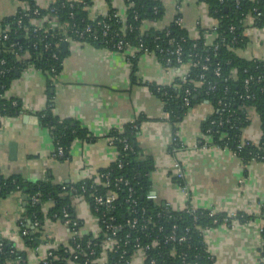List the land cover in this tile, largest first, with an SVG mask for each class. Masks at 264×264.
Masks as SVG:
<instances>
[{
  "label": "crops",
  "instance_id": "1",
  "mask_svg": "<svg viewBox=\"0 0 264 264\" xmlns=\"http://www.w3.org/2000/svg\"><path fill=\"white\" fill-rule=\"evenodd\" d=\"M54 0H35L47 7ZM164 13L158 21L145 20L141 29L162 30L175 16V1L161 0ZM179 14L184 29L191 38L200 35L206 45L216 36L213 27L217 21L201 0H180ZM115 8L118 15H126L123 0H93L88 16L94 17ZM27 10L26 1L0 0V16ZM33 24L42 23L33 19ZM242 35L246 41L236 48V54L244 59L264 61V26H257L250 17L245 18ZM61 69L52 84L53 112L60 117H71L86 127L93 140H74L67 157L53 156V138L43 126L37 113L48 104L45 74L28 67L8 85L4 97H15L26 108L0 121V178L17 174L30 181H50L53 184L77 183L94 178L117 157L115 146L108 143L112 129L139 120L137 141L142 156H150L153 169L149 175L154 201L169 210H179L185 204L171 175V158L167 153L173 135V125L164 118L160 98L151 92L150 84L169 86L188 71L189 64L179 68H165L154 53H142L133 62L127 53L113 51L78 40L67 42ZM214 108L207 100L190 107L177 127L181 140L191 146L201 135V124ZM28 116V117H27ZM248 124L241 130V138L259 140L261 120L257 111L247 108ZM36 117V118H35ZM185 178L190 187L191 202L199 208H215L221 211L239 210L253 214L249 222L234 227L214 226L205 236V243L213 260L212 264H262L261 251L256 240L257 231L264 220V159L242 165L226 148L211 146L205 149H186L180 154ZM243 180L244 188L239 187ZM73 215L81 222V232L91 235L98 231L96 216L91 212L87 199H71ZM23 197L13 192L0 198V235L4 238H20L16 235L17 219L23 213ZM51 206L42 204V210ZM47 233L55 244H66L70 231L60 220L48 221ZM28 258L35 264L45 253V247ZM264 263V262H263ZM129 264H142L140 254L135 253Z\"/></svg>",
  "mask_w": 264,
  "mask_h": 264
},
{
  "label": "trees",
  "instance_id": "2",
  "mask_svg": "<svg viewBox=\"0 0 264 264\" xmlns=\"http://www.w3.org/2000/svg\"><path fill=\"white\" fill-rule=\"evenodd\" d=\"M27 10H17L14 14L8 16H0V58L5 60L4 68L5 74L0 78V84H3L2 92H5L9 83L19 74L27 63H31L35 68L41 70L46 76L48 104L46 108L37 113L39 122L48 128L54 143V152L57 145L63 147V155L55 157L64 159L67 157L70 144L76 140H93V136L89 130L84 127L78 120L71 117H60L53 112V93L51 91L52 84L47 79L48 71L51 67H55L58 71L61 69L62 59L65 53L62 51L61 43L64 37L70 36L72 39H78L71 32L73 29H83L86 24H91L94 32L99 33V29L95 27L94 20L104 19L110 24V29L119 30L120 24L116 22L114 13L115 8H109L105 15H99L96 19L92 20L88 16V10L82 9L81 3H76L73 8L67 6L61 7L62 0H54L53 3L47 7H42L35 2V0H25ZM88 6L91 5V0H82ZM111 2V0H106ZM133 2L132 8L126 12L127 23L132 26V30H126L123 36L124 40L130 45L137 46L140 43L152 51L162 65L167 57L172 59L171 66L179 68L182 64L188 63L189 69L186 73L187 80L182 83V88H173L172 86H164L158 89L157 84H150V90L157 95L161 101H164V110L169 111V122L173 125V132L177 128L178 122L182 119L186 111L194 104L207 100L214 108L213 113L202 121L201 131L210 128L212 139L220 146L224 142L232 149L236 148L239 144L241 130L245 127L249 118L247 116V108H253L260 116V120L264 118V61L252 59L247 60L239 57L235 49L244 45L246 39L242 35L243 24L247 13L254 15L253 7H257L264 16V0H201L204 1L208 7L209 14L217 21V35L211 45H206L200 37L198 40H193L184 28H179L173 22L162 30L149 29L144 31L138 37L139 19H134L133 10L141 19L149 21H158L164 13V6L161 0H130ZM157 7L154 12L153 7ZM54 8V11H51ZM34 9L37 12L34 13ZM73 12V16L69 17V13ZM33 19H40L42 23L39 25L33 24ZM18 20L21 21L18 25ZM255 25L264 26V20H253ZM41 25V26H40ZM233 25V31L228 30V26ZM40 27L34 31L35 28ZM7 34V39L2 40V35ZM236 36L237 41L231 42L232 38ZM139 38V39H138ZM168 39H173L174 42L179 43L183 48L181 55L183 62L178 64L176 56L167 54V49L173 50V45L168 43ZM79 41V40H78ZM51 42L52 44L58 43V58L54 59L50 56L49 51H45L44 44ZM82 43H90L98 47H104L110 50L113 48L109 45L99 43V41L92 40V38H84ZM36 43V46H34ZM14 44V46H12ZM218 46L214 48V45ZM20 48V49H19ZM162 49V51H161ZM115 51V50H113ZM143 50L137 52L136 56L131 58L130 61L137 59ZM194 55L197 57H209L208 70L204 72L203 79H199L201 72L199 67H194L191 62L194 60ZM24 56V57H23ZM219 66V76L214 75L213 70ZM249 75H260V81H251L246 87L244 84L245 79ZM180 77L175 79V82L181 83ZM198 83V84H196ZM207 83L214 85L213 90H207ZM195 87L190 97L188 106H184L182 102L183 89L186 87ZM163 92L166 95H163ZM249 97H246V96ZM16 99L17 105H11V101ZM221 100L222 104H218ZM20 100L15 97L0 99V112L4 115H12L21 112ZM211 120L216 123L224 121L221 126L210 124ZM228 120V122H225ZM139 132V120L129 122L123 125L121 130L112 129L107 136L114 137L113 146L117 150V161H113L107 168L101 169L99 172H109L111 177L123 175L132 182L137 190L138 200L141 204L147 207L148 212L154 213L161 211L165 215H170L172 219H163L159 221L163 225V233L166 232L172 223H178L179 227L189 225L192 227L193 220L188 214L180 210H169L161 206L154 200L146 199V194L151 191V181L149 175L153 169V160L150 156H142L137 135ZM224 136L221 138V136ZM129 145L128 149H124V142ZM228 140V141H227ZM254 146H243L240 151V156L243 159L244 165L251 161V157L257 152ZM260 155H264L259 152ZM123 162L122 167H118L119 161ZM263 160V159H262ZM92 180L85 179L77 183H73L78 189L82 184L87 188L86 198L89 200V193ZM70 184V183H62ZM72 184V183H71ZM99 191L103 190L99 185H95ZM20 192L24 199L23 214L25 226L29 229L26 236H21L24 240L28 241L29 238H36L40 236V231L34 230L32 233L31 225L35 220L43 221L44 217H48L51 221L54 220L53 214L61 217L63 208L73 215L71 205V193L66 189H62L61 184H53L50 181H30L23 177L12 174L0 178V198H5L13 192ZM94 191V190H93ZM39 193V203L31 204L30 197L33 194ZM125 195L123 190L118 191L119 198ZM49 201L50 208L45 212L42 210V204ZM121 208L124 209L125 205L122 204ZM200 217L196 223L201 224L203 227L211 226V219L206 215V210H198ZM61 219V218H60ZM42 230V228H41ZM191 249L188 253H195L196 264H212L209 254L205 250L202 243V236L200 232L191 229ZM5 242L7 239L0 236ZM65 247L63 244L57 246L55 254L66 257L67 253L64 252ZM100 252V248L97 249ZM168 247L164 250V260L169 264H181L179 258L169 256L167 253ZM110 257V255H109ZM108 257L106 264H113L111 257ZM80 261L82 259L78 258ZM2 257L0 256V263Z\"/></svg>",
  "mask_w": 264,
  "mask_h": 264
},
{
  "label": "built area",
  "instance_id": "3",
  "mask_svg": "<svg viewBox=\"0 0 264 264\" xmlns=\"http://www.w3.org/2000/svg\"><path fill=\"white\" fill-rule=\"evenodd\" d=\"M25 1V0H23ZM93 2V0H91ZM126 4V11L129 8H132L133 2L130 0H123ZM175 1L176 14L173 18V24L179 28H184V22L181 15L178 13L180 10V0ZM223 2L224 0H220ZM236 6H238V0L235 1ZM53 3V2H52ZM76 3H81L82 9L88 10V5L82 0H62L60 2L61 7L67 6L68 8H73ZM154 12L157 11V7H153ZM51 11H54V8H51ZM37 12V9H34V13ZM254 15L247 13L245 18L250 17L252 20H264V16H261V12L258 11L257 7H253L252 11ZM105 15V14H102ZM73 16V12L69 13V17ZM99 16V15H98ZM116 17V22L120 24L121 28L119 30H111L110 24L104 19H96L97 16L90 17L95 22V27L99 29L94 32V28L91 24H86L83 29H73L71 32L78 39H72L69 35L64 37L62 42H68L70 40H79L83 41L84 38H92V40L99 41V43L104 45H109L113 50L118 52L127 53V59L135 57L137 52L143 50L142 53H151L152 51L148 50L147 47H144L141 43L137 46L130 45L127 41L124 40L123 36L125 35L126 30H132V26L127 23V14L124 17L118 15L117 12L114 13ZM134 19H139L138 26V37L143 34L141 29L142 23L146 20L139 18L135 10H133ZM21 21L18 20V25ZM41 26V25H40ZM40 27L34 29L38 30ZM233 25L228 26L229 31L234 30ZM213 32L215 36L217 35V23L213 27ZM201 36H195L193 40H198ZM7 39V34L2 35V40ZM139 39V38H138ZM237 37L234 36L231 42H236ZM168 43L173 45V50L167 49L165 53L174 54L176 56V62L181 64L183 48L182 46L174 42L173 39H168ZM14 46V44H12ZM36 46V43H34ZM218 45L215 44L214 48ZM20 49V48H19ZM45 51H49L50 56L54 59L58 58V43L52 44L47 42L44 44ZM162 51V49H161ZM24 57V56H23ZM209 57L205 56L203 58L197 57L194 55V60L191 62V65L194 67H199L201 72L199 74V79H203L204 72L208 70ZM172 59L167 57L164 64L165 68H171ZM5 60L0 58V78L5 74L6 69L4 68ZM34 67L33 64L27 63L25 67L21 70L23 72L28 67ZM187 73V72H186ZM186 73L179 75V82H173L171 85L173 88H182V83L187 80ZM214 75L219 76V66H216L213 70ZM59 74V71L55 67H51L48 71L47 79L50 80V84H53L56 81V78ZM260 81L261 76L249 75L244 84L247 87L251 81ZM198 84V83H196ZM164 85H158V89H161ZM207 90H213L214 85L207 83ZM195 87L186 86L183 89V98L182 102L184 106H188L190 103V97L192 92L195 90ZM3 84H0V99L4 98ZM163 95H166L163 92ZM246 97H249L248 95ZM12 106L17 105L16 99L11 101ZM164 108V101H161ZM218 104H222L221 100H218ZM20 109L25 111L26 108L20 102ZM164 118L169 121L170 114L169 111L164 110ZM5 116L0 112V121ZM133 122V121H132ZM228 122V120H225ZM224 121H219L216 123L215 120H211L210 124L221 126ZM222 135V134H221ZM224 134L221 136V138ZM115 138L108 136V143L113 146ZM228 141V140H227ZM124 149H128L129 145L123 140ZM250 145L257 148V152L254 156L251 157V161H259L264 159V155H260L259 152L264 154V118L261 121V132L259 140L253 141L250 139H243L240 135L239 144L236 148L232 149L228 146L227 142H224L222 146L216 143L211 136L210 128H207L205 131H201L199 138L191 146H187L180 138L178 127L173 132L171 141L167 146V153L171 158V175L173 180L177 184L178 191L182 197L185 199L184 206L179 209L184 213L192 217L193 225L192 227L186 225L184 227H179L178 223L174 222L171 224L169 229L163 233V225L159 221L166 219L170 220L172 217L170 215H165L161 211H156L150 213L147 210V207L141 204L138 200L137 190L129 180L123 175H118L111 177L109 172L101 173L98 172L96 177L87 178L92 180L91 185L89 186L92 190V193H89V200L86 198V192L88 191L85 184H82L78 189L73 183L72 184H61L62 189L68 188L71 193V199L76 197H83L87 199L91 212L96 216L98 223V231L91 235L82 234L81 222L74 215L70 216V213L63 208L61 217H58L56 214H53L52 217L54 220L62 221L65 226L68 227L70 231V238L68 243L63 244L65 247L64 252L67 253L66 257H61L54 252L57 250V244H55L46 231V223L51 221L47 216L44 217L43 221L35 220L30 226L32 233L34 230L40 231V236L36 238H29L28 241L24 240L21 236H26L29 232V229L25 226L24 218L22 214L17 219V231L16 235L20 238H5V242L0 238V256L2 261L0 264H29L28 258L30 256L37 255L40 251V247H45V253L43 256H39L35 264H106L108 257L110 255L113 264H129L135 253L140 254V261L142 264H169L164 260V250L168 247L167 253L169 256L179 258L181 264H196L197 254L188 253L191 249V229H194L200 232L202 236V243L204 244L205 250L209 254V257L213 259L211 253H209L206 243L205 236L206 233L214 226L222 227H234L241 223H247L253 218V214H248L239 210H227L221 211L215 208H199L191 202L190 187L185 178V171L183 164L180 159V154L184 150L190 149H205L211 146L226 148L230 151L232 158L238 160L242 165H244L243 159L240 156V151L243 146ZM64 149L62 146L57 145L55 148V153L53 156L63 155ZM118 156L114 161H117ZM123 162L120 160L118 162V167H122ZM95 185H99L103 190L99 191ZM239 187L244 188L243 180H239ZM123 190L125 195L123 198H119L118 191ZM18 193H20L18 191ZM21 195V193H20ZM22 196V195H21ZM39 193L33 194L30 197V203L35 204L39 203ZM155 194L149 192L146 194V199L154 200ZM24 203V199H23ZM124 204L125 208L122 209L121 205ZM206 210V215L211 219V226L203 227L201 224L196 223L197 219L200 217L198 210ZM24 211V210H23ZM61 218V219H60ZM42 228V230H41ZM1 236V235H0ZM3 237V236H2ZM257 243L259 245V250L261 251L262 264H264V220L263 223L258 228ZM101 249L98 252L97 249ZM109 257V258H110ZM82 259L81 261L78 259Z\"/></svg>",
  "mask_w": 264,
  "mask_h": 264
},
{
  "label": "water",
  "instance_id": "4",
  "mask_svg": "<svg viewBox=\"0 0 264 264\" xmlns=\"http://www.w3.org/2000/svg\"><path fill=\"white\" fill-rule=\"evenodd\" d=\"M61 48H62V51H64L66 48H67V42H62L61 43ZM28 117V116H27ZM36 118V117H35ZM23 199H26V196H23Z\"/></svg>",
  "mask_w": 264,
  "mask_h": 264
}]
</instances>
